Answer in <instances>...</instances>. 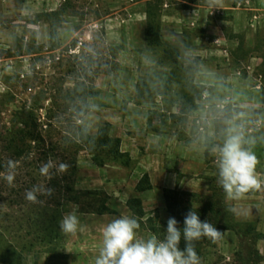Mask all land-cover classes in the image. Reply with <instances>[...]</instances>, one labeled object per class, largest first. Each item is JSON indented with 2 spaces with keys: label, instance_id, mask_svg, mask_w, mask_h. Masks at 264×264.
<instances>
[{
  "label": "rangeland",
  "instance_id": "374dc122",
  "mask_svg": "<svg viewBox=\"0 0 264 264\" xmlns=\"http://www.w3.org/2000/svg\"><path fill=\"white\" fill-rule=\"evenodd\" d=\"M77 84L93 94L81 119L62 93ZM36 123L41 141L15 157L9 137ZM77 125L92 137L108 125L130 164L95 163L92 146L74 145ZM235 133L254 141L261 187L228 199L211 150ZM73 160L72 177L58 170ZM144 174L153 189L139 194ZM165 189L223 201L218 218L239 231L197 241L200 264H264V0H0V264H95L121 216L138 238L163 239ZM72 211L80 226L65 234Z\"/></svg>",
  "mask_w": 264,
  "mask_h": 264
},
{
  "label": "clouds",
  "instance_id": "9594fccd",
  "mask_svg": "<svg viewBox=\"0 0 264 264\" xmlns=\"http://www.w3.org/2000/svg\"><path fill=\"white\" fill-rule=\"evenodd\" d=\"M253 144L254 141H246L241 134L235 133L227 135L221 145L211 150V154L216 157L217 183L228 199H240L250 190L261 187ZM9 164L13 166L11 162ZM53 166L52 161H49L41 167V174L47 175ZM66 168L67 165L61 163L58 170L64 171ZM7 180L11 182L13 176L9 175ZM26 198L35 201L34 191H29ZM180 225L174 216L169 217L163 239H141L137 237L140 228L137 219L129 216L116 218L102 229V246L95 264H200L195 242L204 237L214 242L220 235L219 230L207 219L202 220L193 209L184 217L182 229ZM59 226L63 233L75 234L80 226L76 212L66 214ZM182 238L183 249L180 248Z\"/></svg>",
  "mask_w": 264,
  "mask_h": 264
},
{
  "label": "trees",
  "instance_id": "16d2710c",
  "mask_svg": "<svg viewBox=\"0 0 264 264\" xmlns=\"http://www.w3.org/2000/svg\"><path fill=\"white\" fill-rule=\"evenodd\" d=\"M62 93L64 94V99L67 101L64 106V109L68 110V108L75 106L74 108L77 109L79 119H81L84 114L89 111L90 108L88 104V98L90 97L89 95L92 96L93 94H87V88L85 86L82 88L79 87V85L77 84L76 87L73 88V90H65ZM34 126V130L19 129L17 130V132L15 131V133L11 135V137H9V145L11 147L10 150L15 157L21 158L24 156V149L25 147H28L26 141H41L40 135L36 132L38 130L37 123L34 124ZM69 129L73 130L75 137L78 138V140H75L74 142V145L77 149L81 147V144L82 146L90 145L93 147L92 154L93 161L95 163L103 165L105 164V161L108 160L119 162L125 166H128L130 164L131 159L129 154L123 152L121 149V139L113 138L110 136V130L108 125L101 127L94 137L89 134L88 130L83 125L71 126ZM71 143L72 142H70V139H68L64 141V146H69ZM100 158H103L104 160H101ZM65 170L70 175L69 177H72L76 172L75 160H73L71 165ZM55 179L56 177L53 178L52 184L57 187L56 185H59L62 181L59 180L57 184ZM67 179V177L63 178L64 181H67ZM63 187L65 188V190L71 191L69 183H66ZM152 189L153 185L150 181V177L148 174H144L135 187V191L139 194L151 191ZM188 197L192 200H190ZM185 198L188 199L186 200ZM196 198H198L201 203V206L198 208L194 207L192 204L196 200ZM164 200L169 217L174 216L180 222L181 225L179 227H181V229L184 217L188 214L190 210L193 209L200 215L202 220L207 219L208 222L211 223L218 230L236 231V233L239 232L236 229L235 225L224 226L222 224V220L218 218L223 213V201H221L219 204L216 200L213 199V197H201L199 195H191L190 193L177 189H165ZM127 207L130 209V211L136 218L142 219L146 216V212L143 207V202L140 197L129 199L127 201ZM97 213L105 214L111 213V211L105 208V206H103L101 210H99ZM160 229L161 228H157L156 223L151 225L150 227L151 232L155 235H159V232L162 231L163 228L161 230ZM180 248H184L183 238L181 239ZM195 250L200 258L202 255V248L200 246V242H195Z\"/></svg>",
  "mask_w": 264,
  "mask_h": 264
},
{
  "label": "crops",
  "instance_id": "0c3cea01",
  "mask_svg": "<svg viewBox=\"0 0 264 264\" xmlns=\"http://www.w3.org/2000/svg\"><path fill=\"white\" fill-rule=\"evenodd\" d=\"M237 213V212H236ZM236 237H238V234L237 233H234ZM263 249H264V245H262Z\"/></svg>",
  "mask_w": 264,
  "mask_h": 264
}]
</instances>
